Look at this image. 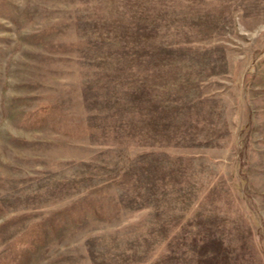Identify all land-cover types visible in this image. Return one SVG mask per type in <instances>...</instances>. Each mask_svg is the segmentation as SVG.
I'll use <instances>...</instances> for the list:
<instances>
[{"label":"rangeland","instance_id":"obj_1","mask_svg":"<svg viewBox=\"0 0 264 264\" xmlns=\"http://www.w3.org/2000/svg\"><path fill=\"white\" fill-rule=\"evenodd\" d=\"M0 264H264V0H0Z\"/></svg>","mask_w":264,"mask_h":264}]
</instances>
